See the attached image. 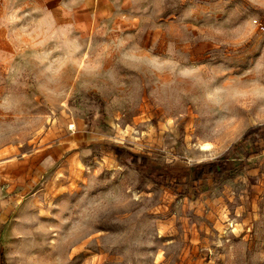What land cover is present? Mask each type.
<instances>
[{"label":"rangeland","instance_id":"obj_1","mask_svg":"<svg viewBox=\"0 0 264 264\" xmlns=\"http://www.w3.org/2000/svg\"><path fill=\"white\" fill-rule=\"evenodd\" d=\"M0 1V264H264V0Z\"/></svg>","mask_w":264,"mask_h":264},{"label":"trees","instance_id":"obj_2","mask_svg":"<svg viewBox=\"0 0 264 264\" xmlns=\"http://www.w3.org/2000/svg\"><path fill=\"white\" fill-rule=\"evenodd\" d=\"M264 133V125H255L246 129L243 134L240 136L239 140L232 145V148L235 147L238 143L243 142H254L256 138L260 137ZM227 149L224 151L217 159L206 160L198 162L189 166V168L182 173L184 180L194 182V194L197 195L199 192L207 189L205 184L206 176L210 175L212 182L217 183L221 180L229 169V163L231 159L232 150ZM117 152H121L122 149L116 147ZM118 156V154H117ZM131 163L143 169L147 174L156 172V175L161 178V180L166 181L163 183L165 186H170L171 188H176L180 179L178 173L171 170V168L164 163L154 165L151 163L150 159L145 155H140L137 160L135 157L131 158ZM173 179L172 181H170Z\"/></svg>","mask_w":264,"mask_h":264},{"label":"crops","instance_id":"obj_3","mask_svg":"<svg viewBox=\"0 0 264 264\" xmlns=\"http://www.w3.org/2000/svg\"><path fill=\"white\" fill-rule=\"evenodd\" d=\"M25 1V0H24ZM28 2H48L50 0H27ZM1 2V1H0Z\"/></svg>","mask_w":264,"mask_h":264},{"label":"snow or ice","instance_id":"obj_4","mask_svg":"<svg viewBox=\"0 0 264 264\" xmlns=\"http://www.w3.org/2000/svg\"><path fill=\"white\" fill-rule=\"evenodd\" d=\"M211 146L210 145H205V148H210Z\"/></svg>","mask_w":264,"mask_h":264}]
</instances>
